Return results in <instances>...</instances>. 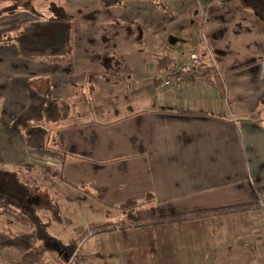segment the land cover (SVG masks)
<instances>
[{
    "label": "crops",
    "instance_id": "0c3cea01",
    "mask_svg": "<svg viewBox=\"0 0 264 264\" xmlns=\"http://www.w3.org/2000/svg\"><path fill=\"white\" fill-rule=\"evenodd\" d=\"M200 2L208 9L200 28L205 32H195L186 53L170 51L176 66L168 70L157 69L166 56L157 46H144L138 54L94 49L56 68L0 49V164L50 161L33 164L35 179L54 188H35L32 207L91 210L68 231L69 242L85 235V244L92 243L82 264H264V30L238 0ZM203 33L226 95L198 80L164 89L173 72L203 52ZM152 49L161 56L149 65ZM92 54L98 56L93 60ZM66 65L76 69L74 75L57 68ZM47 80L53 97L70 108L60 106L58 121L48 126L47 150L33 151L20 123L42 121ZM41 165L62 169L63 180L40 175ZM131 201L143 203L136 211L141 219L258 207L162 225L94 229L121 220L119 207Z\"/></svg>",
    "mask_w": 264,
    "mask_h": 264
},
{
    "label": "rangeland",
    "instance_id": "374dc122",
    "mask_svg": "<svg viewBox=\"0 0 264 264\" xmlns=\"http://www.w3.org/2000/svg\"><path fill=\"white\" fill-rule=\"evenodd\" d=\"M27 1L29 0L20 1L15 13L0 16V34L14 33L24 23L37 21L38 18L28 11L32 5L36 10L46 13H50L54 5L58 10L74 17V59L76 56L86 54L94 49L110 51L111 54L116 51L125 53L135 51L138 54L144 46H157L158 49H163L165 55H170L172 49L176 52L186 53L188 47L190 48L192 45L191 39L195 36V32L198 29L201 30V25H205V16L208 14V9L200 0H127L123 6L113 8L104 7L101 0H32V3ZM238 1L250 9V14L260 22L264 30V0H248L245 3L244 0ZM196 8L200 12L198 16L188 12V10L194 11ZM193 22L195 23L192 24ZM201 31L205 32V29L203 28ZM201 39L200 45L204 51L207 46L209 47L204 33ZM2 48L6 52H10L11 49L19 54L15 45L0 47L1 50ZM149 54L155 57L148 59L149 65H153L154 60L161 56L160 52L155 49L150 50ZM215 60L217 62L216 57ZM189 61L190 59L182 65ZM105 66L111 69L110 63ZM52 67L56 68L54 64L51 65ZM57 68H60L62 72L66 71L70 76L76 72L73 66L66 65ZM98 71L104 72L101 67ZM37 162L30 161V163L24 162L21 165L8 166L0 164V185L4 186L13 182V177L10 174H15L20 183L29 186L30 195H33L35 188L45 187L51 190L54 187L50 183L42 181V179H35L37 175L33 168V164H45L50 161ZM39 174L43 175L40 172ZM53 181L57 182L59 179L53 178ZM21 191L18 188V192ZM55 203L56 206L62 204L59 200H56ZM89 212L91 210L38 209L42 220L48 225L51 237L48 242L43 243L46 248L45 264H82L85 261L92 243L85 244V240L78 239L76 246L70 245L68 231L72 224L79 225L89 217ZM7 228H12L15 232L27 231L21 225H9L6 218L0 216V229ZM67 247L71 249V252L74 251L71 257L68 256ZM18 258L17 252H0V264H8ZM93 264L100 263L94 260Z\"/></svg>",
    "mask_w": 264,
    "mask_h": 264
},
{
    "label": "trees",
    "instance_id": "16d2710c",
    "mask_svg": "<svg viewBox=\"0 0 264 264\" xmlns=\"http://www.w3.org/2000/svg\"><path fill=\"white\" fill-rule=\"evenodd\" d=\"M20 1L22 0H0V16L15 13L18 10ZM29 1L32 3V0ZM29 1L27 2L29 3ZM126 1L101 0L103 6L106 8L121 7ZM28 11L36 16L38 20L24 23L14 33L0 34V46L7 47L15 45L20 56L25 60L43 61L52 64L68 63L74 55L75 49L74 17L58 10L54 5L50 13L40 12L33 5ZM199 54L204 57L206 52L203 51ZM95 56L98 55L92 54L90 57L94 60ZM214 56L216 57L215 54ZM101 57L107 58L108 55L104 54ZM175 66V60L167 55L157 61V69L159 71L168 70ZM197 80L214 85L221 94L226 95L224 79L218 68L207 63L200 64L196 68V73L188 77L189 82ZM44 97H46V103L42 111V121L40 123L24 121L20 123L25 144L33 151L47 150L50 132L48 126L58 121L60 106H63L64 111H68L70 108L68 103L61 102L53 97L49 80L46 82ZM39 169L41 174L50 180H53V178L63 180L62 169H55L49 166H40ZM10 175L14 181L4 186L0 185V216L5 217L9 225H21L27 231L15 232L12 228L0 229V252L14 251L18 253V260L11 261L8 264H45L46 248H44L43 243L48 242L49 238H51L48 232V225L38 213V209L40 208H34L30 203L29 197L31 193L29 186L20 183L15 174ZM18 188L22 190L20 193L18 192ZM142 205L143 203L135 201L124 203L119 207L120 212L124 215L121 220L108 222L94 229L96 231H110L117 228L125 229L130 227L162 225L177 221L248 211L258 207L256 204H243L200 210L188 214L141 219L137 216L136 211ZM83 237L85 235L79 239H83ZM77 241L72 240L70 245L74 244L76 246ZM67 251L68 256L71 257L74 251L71 252L69 247Z\"/></svg>",
    "mask_w": 264,
    "mask_h": 264
},
{
    "label": "built area",
    "instance_id": "2783aa9c",
    "mask_svg": "<svg viewBox=\"0 0 264 264\" xmlns=\"http://www.w3.org/2000/svg\"><path fill=\"white\" fill-rule=\"evenodd\" d=\"M204 51L206 52L204 57L200 54H195L191 56L190 61L183 65L179 71L173 72L169 78L164 81L163 88L166 90H172L182 87L189 82L188 77L196 73V68L200 64L207 63L217 68V62L212 50L207 46ZM260 207L264 213V201L260 202Z\"/></svg>",
    "mask_w": 264,
    "mask_h": 264
}]
</instances>
